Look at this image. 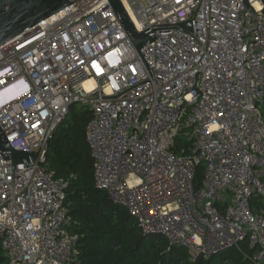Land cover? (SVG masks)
Returning <instances> with one entry per match:
<instances>
[{
  "label": "built area",
  "instance_id": "2783aa9c",
  "mask_svg": "<svg viewBox=\"0 0 264 264\" xmlns=\"http://www.w3.org/2000/svg\"><path fill=\"white\" fill-rule=\"evenodd\" d=\"M121 2L155 37L140 51L108 0L74 1L0 45V127L14 149L41 147L28 167L0 156L4 264L75 260L70 181L47 160L73 104L92 114L97 187L143 234L192 260L248 241L264 264V207L251 205L264 196V0ZM180 135L191 153L174 151Z\"/></svg>",
  "mask_w": 264,
  "mask_h": 264
},
{
  "label": "trees",
  "instance_id": "16d2710c",
  "mask_svg": "<svg viewBox=\"0 0 264 264\" xmlns=\"http://www.w3.org/2000/svg\"><path fill=\"white\" fill-rule=\"evenodd\" d=\"M79 105L80 109L76 112ZM73 112H76L73 114ZM264 115V105L262 106ZM73 114V115H72ZM70 115L72 117L70 118ZM92 114L80 104H73L65 120L49 142L47 160L56 176L69 179L70 214L76 224L70 229L77 235L73 264H254L255 249L244 241L240 249L231 248L210 257L195 260L183 246L170 244L164 237L145 235L126 209L115 205L94 178L93 157L86 137ZM192 141L176 140L174 151L191 153ZM204 178V165L196 167L195 188ZM253 209L264 207V196L253 198ZM6 255L0 241V264Z\"/></svg>",
  "mask_w": 264,
  "mask_h": 264
},
{
  "label": "water",
  "instance_id": "95a60500",
  "mask_svg": "<svg viewBox=\"0 0 264 264\" xmlns=\"http://www.w3.org/2000/svg\"><path fill=\"white\" fill-rule=\"evenodd\" d=\"M78 0H0V45L33 28ZM138 51L155 37L138 32L121 0H108ZM41 149V147H40ZM39 149V151H40ZM38 152L17 150L9 143L0 127V156L13 163L34 165Z\"/></svg>",
  "mask_w": 264,
  "mask_h": 264
},
{
  "label": "rangeland",
  "instance_id": "374dc122",
  "mask_svg": "<svg viewBox=\"0 0 264 264\" xmlns=\"http://www.w3.org/2000/svg\"><path fill=\"white\" fill-rule=\"evenodd\" d=\"M80 109V107H79V105L77 106V108H76V112L78 111ZM76 112H73V114L74 113H76ZM72 114V115H73ZM72 115H70V118L72 117ZM180 138H182V135H180L179 137H178V139H180ZM253 198H255V197H253ZM253 198H252V200H253ZM184 248V247H183ZM185 249V248H184Z\"/></svg>",
  "mask_w": 264,
  "mask_h": 264
},
{
  "label": "bare ground",
  "instance_id": "6f19581e",
  "mask_svg": "<svg viewBox=\"0 0 264 264\" xmlns=\"http://www.w3.org/2000/svg\"><path fill=\"white\" fill-rule=\"evenodd\" d=\"M127 6V5H126ZM127 10L129 12V14L132 16V10H130V8L127 6Z\"/></svg>",
  "mask_w": 264,
  "mask_h": 264
},
{
  "label": "crops",
  "instance_id": "0c3cea01",
  "mask_svg": "<svg viewBox=\"0 0 264 264\" xmlns=\"http://www.w3.org/2000/svg\"><path fill=\"white\" fill-rule=\"evenodd\" d=\"M11 91H12V89H8V90L5 91V93L9 94V93H11Z\"/></svg>",
  "mask_w": 264,
  "mask_h": 264
},
{
  "label": "clouds",
  "instance_id": "9594fccd",
  "mask_svg": "<svg viewBox=\"0 0 264 264\" xmlns=\"http://www.w3.org/2000/svg\"><path fill=\"white\" fill-rule=\"evenodd\" d=\"M4 75H6V74H4ZM4 83H6V82H4Z\"/></svg>",
  "mask_w": 264,
  "mask_h": 264
}]
</instances>
